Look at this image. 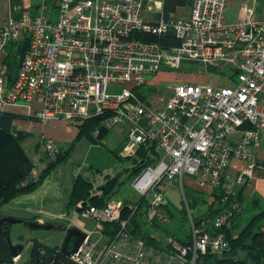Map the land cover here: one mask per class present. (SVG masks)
I'll use <instances>...</instances> for the list:
<instances>
[{
  "label": "built area",
  "instance_id": "2783aa9c",
  "mask_svg": "<svg viewBox=\"0 0 264 264\" xmlns=\"http://www.w3.org/2000/svg\"><path fill=\"white\" fill-rule=\"evenodd\" d=\"M229 1L191 0L187 17L148 21L142 14L148 0H39L35 14L0 23V114L24 106L42 123L61 119L75 126L101 116L107 130L125 129L120 157L133 159L141 146L152 143L161 151L131 180L139 193L136 201L82 208L95 221V237L83 221L66 219L65 227L86 235L70 255L59 246L48 256L42 250L46 264H200L206 253L220 255L228 248L224 233H212L207 224L229 226L240 208L235 187L248 186L254 169L264 172V162L254 160L258 127H264V17L240 0L236 16L228 19ZM169 31L178 45L164 47L143 38ZM25 38L27 50L10 78L9 47ZM183 62L199 65V71L229 68L234 80L222 86L174 83L159 106L134 92L162 68ZM235 132L236 142L230 139ZM40 143L50 160L61 152L51 138L40 136ZM232 158L247 165L220 188ZM33 162L35 179L40 164ZM184 175L220 188L218 211L195 223L185 201L188 238L136 234L132 217L137 216L142 232L165 220L164 193Z\"/></svg>",
  "mask_w": 264,
  "mask_h": 264
},
{
  "label": "rangeland",
  "instance_id": "374dc122",
  "mask_svg": "<svg viewBox=\"0 0 264 264\" xmlns=\"http://www.w3.org/2000/svg\"><path fill=\"white\" fill-rule=\"evenodd\" d=\"M239 1L240 0L229 1L226 18L232 19L236 16ZM246 1L253 4L255 14L258 17H264V0ZM24 40L27 39L25 38L21 40L20 43ZM233 80L234 74L229 68H221L219 70L210 68L208 70L199 71V65L191 62H183L179 67L174 69L166 67L162 68V70L156 74L153 81L143 87L134 88V92L138 95L141 94L142 97L150 99V103L153 105L159 106L161 105L160 98H166L172 93V89L167 86L174 83L188 82L193 84L222 86L230 84ZM146 87H150V89L146 90ZM262 100H264V91L262 93ZM14 109L18 110L26 108L21 106ZM115 129L116 128H114V130ZM41 136L48 137L44 132L41 133ZM75 137L76 136L73 138L75 139ZM48 138L54 140L52 137ZM119 138L120 137L114 132H110L101 140L82 135L78 140H73L67 143L66 147L61 149V153L64 152V150L69 149L67 153L65 152V158L54 164L53 168L50 169L43 181H41L34 190L22 194L20 198L0 206V214L12 213L17 215L19 214V211L17 210L18 207L24 208L31 203L33 204L31 207L42 211L41 215L50 212L55 216L54 220L51 221L54 228L51 229L31 228L24 221L10 224L9 237L11 243L21 244L23 246L18 259V264H22L23 261L30 258L34 241L41 242L50 247L59 245L65 234V231L62 228L65 227L66 219L68 218L73 217L75 220L83 221L85 223V229L91 231L92 236L95 237L94 219L83 215L81 212L73 214V211L66 208L63 209L62 207L66 205L67 198L71 193L74 177L80 176L83 179H89L92 182H96L98 186L102 185L107 179L114 177L123 167L130 165L131 159L129 160L120 157L118 151L113 147L114 143L117 140H120ZM112 144L113 146H111ZM32 147L34 150L35 144ZM37 152L39 153V156H37L38 159L41 157L43 158L39 160V164H41L39 169L41 172L50 159L46 157L41 143L38 146ZM55 158L56 157L52 159L55 160ZM137 173V171H132L118 177L117 182L113 186V192L110 198L112 200H121L124 203L136 201L139 198V193L132 186L131 180L137 175ZM166 191L167 195H170V199L166 198V202L172 212V217H168V212H166L165 220H159L157 223L162 229L169 233H176L182 238L185 235L184 233L189 229L188 216L186 213L182 215L184 208L185 212L187 211L182 192L177 187L176 183ZM195 214L196 211H192L193 219L195 218ZM145 228L150 233L156 235L159 234V232L154 229V225H148L145 226Z\"/></svg>",
  "mask_w": 264,
  "mask_h": 264
},
{
  "label": "trees",
  "instance_id": "16d2710c",
  "mask_svg": "<svg viewBox=\"0 0 264 264\" xmlns=\"http://www.w3.org/2000/svg\"><path fill=\"white\" fill-rule=\"evenodd\" d=\"M190 3L191 0H163V18L167 19L175 12L177 7L189 5ZM143 38L146 40H156L164 47H171L179 44V40L172 31L160 36L145 35ZM27 47V40H24L22 43L19 42L10 45L6 57L10 78L15 76ZM139 96L142 95L139 94ZM27 118L33 117L13 111H4L0 114V206L11 202L22 194L34 190L38 184L43 181L54 164L64 159L66 155L65 152L67 153V151H69V149H66L64 152L58 153L55 156V160L51 159L46 167L39 173L37 178L33 179L30 174L34 162L22 146L23 141L28 135L23 131H16L13 128V121L15 119ZM101 120V116L91 117L86 119L82 124L77 125L78 132L75 140H78L82 135L101 140V138L109 132V130L101 125ZM245 126L248 127L249 125ZM94 131H97V133L94 134ZM159 157L160 151L157 145L152 143L147 146H141L137 152V156L131 159L130 164L136 165L135 171L138 172L147 164L155 162ZM117 180L118 177H111L102 184L103 188L101 190L93 192L96 187H94V182L89 179H83L80 176L74 177L72 190L67 198L65 208L71 211L74 209L76 210L84 201L87 202V204L83 208L89 205L97 207L104 206L111 199L113 186ZM224 184V180L222 179L220 188ZM220 188H218L217 199L220 195ZM234 198L238 200L237 192ZM217 211L216 209L212 214ZM208 218H211V216L208 215ZM263 218L264 210L251 217L235 237L231 231L232 222L229 226H225L221 229L210 227L209 230L214 234L219 231L224 233L228 241V248L220 255L206 253L202 256L200 264H264V232L260 229L261 220ZM23 220L36 221L35 218H24ZM200 220L201 219L194 218L195 223H198ZM132 222L134 223V231L136 234L143 237L148 235L147 231L142 232L140 229L141 222L137 220V216L132 217ZM5 224L6 223H3V225ZM57 247L58 245L50 247L41 242L34 241L30 258L23 261L22 264H46L47 261H45L43 255H51ZM42 250H44L43 255L40 254ZM3 263L13 264V256L5 235L0 233V264Z\"/></svg>",
  "mask_w": 264,
  "mask_h": 264
},
{
  "label": "crops",
  "instance_id": "0c3cea01",
  "mask_svg": "<svg viewBox=\"0 0 264 264\" xmlns=\"http://www.w3.org/2000/svg\"><path fill=\"white\" fill-rule=\"evenodd\" d=\"M39 0H0V23H2L5 19L9 17H23L27 18L28 15L35 14L37 12V5ZM162 5L163 0H148L146 3V7L143 10V17L148 21H155L162 15ZM188 6V7H187ZM187 7V9H186ZM190 12V4L179 6L176 8L175 12L172 16L177 17H187ZM158 74V72L156 73ZM156 75L149 81H153ZM148 82V83H149ZM178 82V81H177ZM159 83V82H157ZM148 86V85H147ZM150 89V87H146V90ZM138 95V94H137ZM145 102L150 103V99L139 96ZM33 106L38 108V103H34ZM11 111L25 114L27 115V109H12ZM13 128L16 131H23L27 133V137L22 143L23 148L30 156L32 161L34 160H41L42 157L38 159L39 156L38 146L40 144V136L41 133L44 132L45 135L48 137H52L56 140V143L60 146V149L66 147L67 143L75 140L73 137L76 136L78 132V128L76 126H72L68 122L61 120V119H53L48 120L46 123L42 124L38 120L34 118H27V119H15L13 121ZM110 132H114L117 136H119L120 140H117L111 146L115 147V149H119L125 139V129L122 127H118L115 130H109L106 134L108 135ZM260 145L255 150L254 160L264 162V127H258ZM104 135V136H106ZM103 136V137H104ZM239 132H235L230 136V139L236 142L239 139ZM102 137V138H103ZM101 138V139H102ZM35 144V148L33 147ZM160 151V149L158 148ZM161 153V151H160ZM46 155V154H45ZM47 157V156H46ZM40 163V162H39ZM41 165V164H40ZM131 165V164H130ZM247 165V161L242 159L232 158L230 161V165L226 169L224 174V183L226 184L230 181L242 168ZM40 173V169H39ZM38 173V175H39ZM37 178V177H36ZM177 187L182 192V196L184 201L187 202V205L192 211H196L194 217L196 219H201L202 217H208L210 215L213 216L214 207L217 202V194L219 189L212 188L209 185H200L198 181L189 175H184L182 177V181L180 182L179 179L175 181ZM182 183V184H181ZM97 186L96 182H94V187ZM237 192V198L241 202L240 208L234 215L232 219V234L235 237L239 230L247 223V221L253 217L254 215L262 212L264 210V172L262 169H254L253 177L250 181L248 186H236L235 187ZM20 196L16 197L15 199L20 198ZM166 198L170 199V195H167V191L164 193V208L165 212H168V217H172V212L169 209L168 203L166 202ZM13 199V200H15ZM112 200V199H111ZM33 204H29L26 207H18L17 210L19 214L14 215L12 213L8 214H0V216H12L17 218H35L36 221L43 223H51L54 220V214L48 212V214L41 215L37 213V208L31 207ZM63 209L65 208L62 207ZM61 208V209H62ZM18 213V212H17ZM185 208L182 211V215H184ZM207 226L211 227V223L208 222ZM154 229L159 232V234H154V237L159 239H164L167 235H175L180 237L176 233H169L166 230L162 229L158 223L154 225ZM260 229L264 232V218L261 220ZM148 232V231H147ZM150 233V232H149ZM183 238H188V230L184 233Z\"/></svg>",
  "mask_w": 264,
  "mask_h": 264
},
{
  "label": "water",
  "instance_id": "95a60500",
  "mask_svg": "<svg viewBox=\"0 0 264 264\" xmlns=\"http://www.w3.org/2000/svg\"><path fill=\"white\" fill-rule=\"evenodd\" d=\"M136 165H128L123 167L118 173H116V177H121L123 174H127L129 172L135 171ZM103 188V185L96 186L93 190L99 191ZM87 204V202H82L79 207L76 209L77 212H80L81 209ZM24 221L31 228H39V229H51L54 228L51 223H41L38 221L32 220H23L22 218L12 217V216H0V233L4 234L6 240L9 244V249L11 251L12 256H17L21 253L23 246L21 244H12L9 237V226L11 223ZM3 223H6L3 225ZM65 234L58 245L60 247V251L65 255H70L75 252L77 247L81 244L82 240L85 237V232L79 229L78 227H63ZM71 238H73L71 240Z\"/></svg>",
  "mask_w": 264,
  "mask_h": 264
},
{
  "label": "flooded vegetation",
  "instance_id": "af4514ba",
  "mask_svg": "<svg viewBox=\"0 0 264 264\" xmlns=\"http://www.w3.org/2000/svg\"><path fill=\"white\" fill-rule=\"evenodd\" d=\"M73 238H71V240H72Z\"/></svg>",
  "mask_w": 264,
  "mask_h": 264
}]
</instances>
